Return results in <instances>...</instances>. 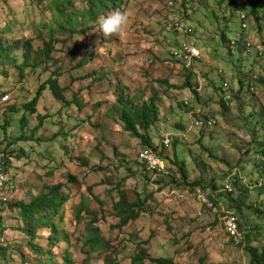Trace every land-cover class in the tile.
<instances>
[{"label":"rangeland","instance_id":"374dc122","mask_svg":"<svg viewBox=\"0 0 264 264\" xmlns=\"http://www.w3.org/2000/svg\"><path fill=\"white\" fill-rule=\"evenodd\" d=\"M257 1L128 0L124 31L105 36L98 28L84 34L79 25L58 30L61 0H0V39L13 46H0V172L9 179L0 190V244L11 250L9 264H133L142 250L150 256L144 264L160 258L251 264L246 246L264 251V1ZM72 8L68 13L86 6L74 2ZM182 25H191L192 35ZM186 39L202 53L191 65L189 89V70L172 57ZM50 41V58L21 72L17 65L25 63V51L31 47L33 65ZM86 59L92 61L81 67ZM53 76L69 101L81 99L83 109L57 101L50 90L36 114L25 108ZM119 90L135 105L155 98L160 122L147 137L166 175L144 165L143 152L153 150L125 130ZM204 116L216 125L204 129ZM165 138L172 140L169 149ZM56 185H63L68 202L55 220L58 242L50 244L49 232H39L36 244L50 254L41 258L31 251L19 211L11 206ZM121 191L131 204L146 203L150 213L124 228L115 209ZM228 214L239 216L245 231L253 228L244 247L227 235ZM93 228L101 232L100 249L90 245Z\"/></svg>","mask_w":264,"mask_h":264},{"label":"trees","instance_id":"16d2710c","mask_svg":"<svg viewBox=\"0 0 264 264\" xmlns=\"http://www.w3.org/2000/svg\"><path fill=\"white\" fill-rule=\"evenodd\" d=\"M61 1L62 2L57 3V9H56V12L59 18L58 30L67 28V29H70L71 31H74L79 25L81 27L80 29H82V33L88 34V32H91L92 30L98 28V21L101 17L107 16L108 14L116 10L122 11V9H124L126 2L128 0H61ZM263 1L264 0H258L256 3L260 4ZM74 2L83 3L86 6V8L82 12L68 13L70 8L73 9L72 7H73ZM255 8L252 10V12L254 13L257 12ZM78 14L81 15L80 21L76 19ZM255 16L258 17V15L256 14ZM241 19H242V16H241ZM242 23H241V26H242ZM192 33H189V35H192ZM223 38H226L224 34H223ZM239 45H240V41H234L233 43L234 48L235 46L236 48L239 47ZM0 46L1 48H5L6 50L13 48V46H9L7 43L3 42L2 39H0ZM179 47H180V44L178 43L177 45H175L174 49H177ZM30 49L31 47H29V49L25 51V60H26L25 63L22 65L21 64L17 65V67L20 69L21 72H24L25 68L27 67L31 69L32 68L38 69L40 64L42 65L45 62V60L50 58V55L54 52V43L50 41L46 43L44 49H40L38 51L37 57H36V63L33 65H31L30 59H29ZM11 61H16V59L11 58ZM91 61L92 59H86L82 63H80V66L81 67L88 66ZM178 61H180L181 63L185 65L187 71L189 70L188 75H187V81L185 84L189 89L191 88L190 82L193 77V73L190 72L193 70L192 66L187 68V64L184 61H181V60H178ZM220 89L221 91L225 92L226 88L223 86ZM46 90L47 91L50 90L54 98L57 101L63 104H66V106H70V107L77 106L79 109L84 108V105L81 99H79V97H76L73 101L68 100V98L65 96V88L62 87V85L60 84L59 78L53 76L47 82L41 85L34 99L28 105H26L25 108L29 112H32V114L37 113V106L39 104V101L42 97L43 92H45ZM250 90H252L251 87H250ZM229 99L230 97L223 98L222 104L224 108H226L227 106L230 107ZM116 102L118 104L117 107L120 108L121 110L119 116H120V120L124 124L125 130L128 133H130L133 138L140 140L147 148L152 149L153 152L155 151L156 153L157 150L153 148L151 140L147 137L150 134V131L153 128H155L157 124L160 122V111H159V107L156 103L155 98L151 97L147 99L146 101H144L141 105H135L125 95L124 90H119ZM184 106L189 107V105H186V104H184ZM40 119L42 123L44 119L42 117H40ZM211 120L213 121L212 117H208V116L203 117V121H204L203 127H205L204 129H207L209 127L208 125L211 122ZM215 125H216V122H215ZM208 129H211V128H208ZM141 132L144 134H142ZM180 141H181L180 139H175V140L173 139V144L175 143L177 145ZM163 146H164V143H163ZM257 153L260 154V152H258V149H257ZM157 156L160 158L158 154ZM263 168H264V165H263ZM3 173H5V171H3ZM190 187L196 188L197 185H192ZM62 188H63V185L47 187L48 192L40 194L39 196L35 197L31 202L25 203V202L20 201V202H16L13 206H11V209L15 208V209H18L19 211V220L21 221V223L24 224V227L22 228V232H24L25 236H27L29 239L28 245L31 251L35 255L41 256V258H49L50 254L40 245L36 244L40 231L49 232L50 244H55L58 242V239L56 237L57 230H56L55 220L58 219V217L62 215L63 207L68 202V197H65V195L62 194L61 192ZM119 193H120V198H119V201L115 205V209L117 212V218L120 220L119 228H124L128 226L131 222L138 221L144 214H150L146 210V203L144 202L142 203L141 201H138L136 203L131 204L128 202L126 194L124 192L121 191ZM1 222H2V219L0 218V225H1ZM93 223H96V222H93ZM240 224H241V220H240ZM241 228L245 232L242 225H241ZM3 231L4 229L0 226V237ZM251 239L252 237L250 236V234H247L246 242L250 241ZM89 241H90V245L92 246L94 250L100 249L101 246H103L104 241L101 239V232L99 229L97 228L92 229V236ZM234 245L236 244L234 243ZM245 250L251 258V264H264V251H261L258 248H255L253 245H251V243L248 244V246H246ZM8 251H11V250L7 249V247H4L3 245L0 244V260L3 261V263L0 262V264H9L8 259H7ZM149 259H150V256L148 255V253L145 250H142V253L138 255L136 258H134L133 264H144V262ZM152 263L153 264H175L172 260H168L164 258L152 259ZM66 264H68V262H66Z\"/></svg>","mask_w":264,"mask_h":264},{"label":"built area","instance_id":"2783aa9c","mask_svg":"<svg viewBox=\"0 0 264 264\" xmlns=\"http://www.w3.org/2000/svg\"><path fill=\"white\" fill-rule=\"evenodd\" d=\"M243 28H248V23L246 21V16L243 14ZM245 19V20H244ZM185 32L187 34L193 32V27H187L185 25H182ZM249 46L251 44H248ZM172 56L177 59L184 61L187 64V67H190L194 62L202 59V53L199 47L190 40H183L180 43V47L177 49H174L172 51ZM225 88L229 87L228 83L224 84ZM4 102H7L9 100V96H6L4 99ZM186 105H189L186 103ZM215 123L211 121L209 125H214ZM172 140L169 138H165L164 140V146L165 148L169 149L171 147ZM142 161L147 166L148 170L155 175L162 176L166 175V168H165V162L157 156V154L150 150H145L142 154ZM9 179L5 173H0V190H3L5 186L7 185ZM226 192L233 193L232 186H226L225 187ZM199 199L207 205L210 209H212L213 204H209L207 201V198L204 194H200ZM253 230L252 227H250L247 231H243L240 224V218L237 217L235 214H228L226 217V231L227 235L231 238V240L236 244L237 247H243L246 243V237L247 234L250 233Z\"/></svg>","mask_w":264,"mask_h":264},{"label":"clouds","instance_id":"9594fccd","mask_svg":"<svg viewBox=\"0 0 264 264\" xmlns=\"http://www.w3.org/2000/svg\"><path fill=\"white\" fill-rule=\"evenodd\" d=\"M246 21H248L247 17H246ZM128 22H129L128 13L120 11V10H116V11L108 14L107 16L101 17L99 19L98 29L105 36H109V35H117L118 36L124 31ZM242 22H243V17H242Z\"/></svg>","mask_w":264,"mask_h":264}]
</instances>
